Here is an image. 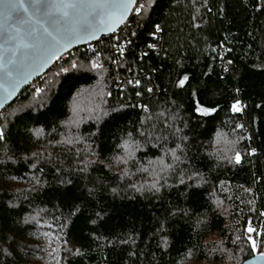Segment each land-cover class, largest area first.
<instances>
[{
	"label": "trees",
	"instance_id": "16d2710c",
	"mask_svg": "<svg viewBox=\"0 0 264 264\" xmlns=\"http://www.w3.org/2000/svg\"><path fill=\"white\" fill-rule=\"evenodd\" d=\"M137 9L0 110V264H240L263 243L264 0Z\"/></svg>",
	"mask_w": 264,
	"mask_h": 264
},
{
	"label": "water",
	"instance_id": "95a60500",
	"mask_svg": "<svg viewBox=\"0 0 264 264\" xmlns=\"http://www.w3.org/2000/svg\"><path fill=\"white\" fill-rule=\"evenodd\" d=\"M64 2L75 7L62 9L61 0H0V110L58 55L112 33L127 18L135 0L122 18L120 9L104 10L87 32L84 25L98 11V0ZM9 37L15 38V46ZM8 61H12L10 74L3 67ZM240 264H264V256L253 253Z\"/></svg>",
	"mask_w": 264,
	"mask_h": 264
},
{
	"label": "snow or ice",
	"instance_id": "6c2138e0",
	"mask_svg": "<svg viewBox=\"0 0 264 264\" xmlns=\"http://www.w3.org/2000/svg\"><path fill=\"white\" fill-rule=\"evenodd\" d=\"M133 2H134V0H127L126 3L120 2V0H98V2L96 3V8L98 9V11H96L94 14H92V20L86 22L83 30L85 32H87L88 29L92 26V21H95L102 14V12L104 10H107V9H120L121 11L119 12V16L122 18L123 14L128 10V6ZM59 7H61L62 9H67V8L75 7V5L73 3H66V2H64V0H61V5ZM13 11H15L14 8H13ZM137 11H139V9H137ZM45 14H47V13H45ZM67 14H68L67 11H63V15H67ZM8 39L15 46V38L9 37ZM24 47H28V45H24ZM10 63H12V61H8V63L3 65V67L6 70V74H10L11 70L8 69V64H10ZM13 68H14V65H13ZM181 83H183V81H181ZM233 107H234V110L240 111V109L238 107H236L235 105ZM238 160H239V157H237V161ZM248 231L252 232L253 229L251 227H249ZM253 247H255L254 241H253ZM261 256H264V252L261 253Z\"/></svg>",
	"mask_w": 264,
	"mask_h": 264
},
{
	"label": "rangeland",
	"instance_id": "374dc122",
	"mask_svg": "<svg viewBox=\"0 0 264 264\" xmlns=\"http://www.w3.org/2000/svg\"><path fill=\"white\" fill-rule=\"evenodd\" d=\"M144 8H142V10H141V15H143L144 14ZM252 250L254 251V252H256V253H258V252H264V240H263V243L260 245V247H257L256 246V244H255V247H253V242H252Z\"/></svg>",
	"mask_w": 264,
	"mask_h": 264
},
{
	"label": "built area",
	"instance_id": "2783aa9c",
	"mask_svg": "<svg viewBox=\"0 0 264 264\" xmlns=\"http://www.w3.org/2000/svg\"><path fill=\"white\" fill-rule=\"evenodd\" d=\"M137 9V0H135V2H134V4H133V6H132V8H131V11L130 12H133V11H135ZM127 19V18H126ZM126 19L112 32V33H114L121 25H123L124 24V22L126 21Z\"/></svg>",
	"mask_w": 264,
	"mask_h": 264
}]
</instances>
